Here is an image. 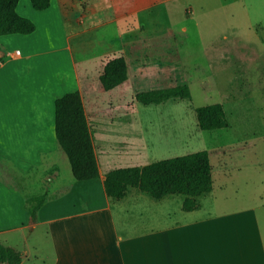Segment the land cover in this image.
Instances as JSON below:
<instances>
[{
    "label": "rangeland",
    "instance_id": "374dc122",
    "mask_svg": "<svg viewBox=\"0 0 264 264\" xmlns=\"http://www.w3.org/2000/svg\"><path fill=\"white\" fill-rule=\"evenodd\" d=\"M51 1L55 8L57 0ZM102 1L69 0L73 6L67 5L75 29L72 54L81 77L89 80L83 106L106 167H143L205 151L213 189L204 206L217 213L264 201V0H109L106 11ZM28 9L29 0H20L17 12L24 15ZM35 18L39 37L58 45L66 30ZM131 42L142 44V54L128 58L127 81L109 92L97 90L101 59ZM180 85L188 86L189 100L127 108L138 92ZM214 104L222 106L228 127L200 131L195 110ZM17 170L0 159L3 184L25 199L42 194V175ZM167 199L172 208L160 204L150 215L161 218L180 210L181 198ZM35 204L28 201L26 207ZM46 231H24L21 239L15 233L5 240L33 258L25 264H41L44 252L53 256Z\"/></svg>",
    "mask_w": 264,
    "mask_h": 264
},
{
    "label": "crops",
    "instance_id": "0c3cea01",
    "mask_svg": "<svg viewBox=\"0 0 264 264\" xmlns=\"http://www.w3.org/2000/svg\"><path fill=\"white\" fill-rule=\"evenodd\" d=\"M108 1H102L104 11L111 6ZM68 2L57 0L53 8L50 1L44 11L20 14L34 23L33 33L0 36V159L8 160L20 175H42L38 182L42 194L37 195H45L32 220L23 195L0 180V242L18 251L6 237L18 233L21 239L24 231L47 230L53 256L44 252L41 264H264V201L214 213L211 205L204 206L212 187L198 199L197 210H172L161 218L150 213L160 204L171 207L168 197L153 201L130 190L123 200L112 201L103 186L110 170L101 160L100 147L96 149L100 141H93L88 122L98 176L78 182L70 168L65 171L67 159L54 134V100L76 91L83 103L89 86L72 54L75 29L68 7L73 4ZM35 16L66 30L58 45L39 37ZM141 46L131 42L120 50L127 78L128 62L142 54ZM84 115L87 121L85 109ZM18 252L22 264L32 262L25 249Z\"/></svg>",
    "mask_w": 264,
    "mask_h": 264
},
{
    "label": "trees",
    "instance_id": "16d2710c",
    "mask_svg": "<svg viewBox=\"0 0 264 264\" xmlns=\"http://www.w3.org/2000/svg\"><path fill=\"white\" fill-rule=\"evenodd\" d=\"M20 0H0V36L29 35L35 31L34 23L17 12ZM51 0H29L34 11L49 8ZM1 62V60H0ZM100 88L109 92L127 80V66L122 55L101 59ZM189 100L187 85L154 89L134 94L127 102L129 111L136 104L160 105L169 100ZM197 127L211 132L226 129L228 122L221 105H208L195 110ZM54 134L59 148L65 154L75 181L94 180L98 176L97 164L79 93H65L54 100ZM106 196L115 202L123 200L130 190L160 201L169 196L181 198L180 209L192 212L199 208L200 197L211 192V167L208 154L200 151L181 157L153 162L143 167L110 170L103 182ZM44 195H32L26 202H36L27 212L35 220V212L43 203ZM0 264H22L18 251L0 242Z\"/></svg>",
    "mask_w": 264,
    "mask_h": 264
},
{
    "label": "built area",
    "instance_id": "2783aa9c",
    "mask_svg": "<svg viewBox=\"0 0 264 264\" xmlns=\"http://www.w3.org/2000/svg\"><path fill=\"white\" fill-rule=\"evenodd\" d=\"M18 53V52H17Z\"/></svg>",
    "mask_w": 264,
    "mask_h": 264
}]
</instances>
